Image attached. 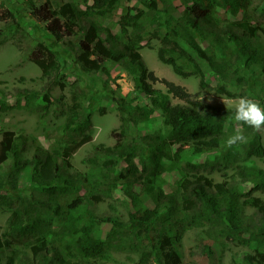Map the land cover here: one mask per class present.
<instances>
[{"label": "trees", "instance_id": "obj_1", "mask_svg": "<svg viewBox=\"0 0 264 264\" xmlns=\"http://www.w3.org/2000/svg\"><path fill=\"white\" fill-rule=\"evenodd\" d=\"M53 2L30 1V14L58 42L79 34L75 44H68L80 71L109 76L106 63L120 64L150 105L112 97L119 119L111 132L115 143L93 146L82 159L85 172L75 175L68 171L69 159L92 140V115L82 107L85 98L75 92L64 112L61 145L39 147L27 159L24 137L1 132L0 211L7 218L0 234V262L95 264L112 253H128L137 258L136 264H199L182 263L179 248L186 232L200 230V238L208 241L201 250L202 264L214 262L219 246L225 248L227 242L250 249L243 264H264V198L253 195L264 194V168L250 164L251 158L264 156L261 132L243 126L248 142L227 147L225 140L237 123L233 107L202 103L165 79V92L154 89L158 79L139 53L155 40L157 60L181 78L195 77L199 91L225 98L248 96L264 106V0H140L115 20L117 34L99 21L117 16L120 0H82L84 8L73 1ZM3 6L1 2L0 47L12 42L22 50L30 34L19 25L17 13ZM26 52V61L39 68L42 78L60 72L51 45L35 41ZM23 100L45 113L51 102L49 91H22L13 106L0 100V110L20 108ZM155 111L161 114L163 132L144 134L138 142L132 129L148 122ZM200 157L205 161L193 163ZM173 171L180 179L175 193L166 194L159 179ZM215 171L225 179L213 182L204 174ZM22 178L29 195L18 187ZM180 182H186L183 191ZM117 190L125 198V220L91 211V206L113 199ZM73 194L77 196L66 202ZM243 207L253 213L246 216Z\"/></svg>", "mask_w": 264, "mask_h": 264}, {"label": "rangeland", "instance_id": "obj_2", "mask_svg": "<svg viewBox=\"0 0 264 264\" xmlns=\"http://www.w3.org/2000/svg\"><path fill=\"white\" fill-rule=\"evenodd\" d=\"M40 5L44 0H0L3 7L15 11L17 20L21 28L26 30L30 37L24 42L22 50H19L12 42H7L0 47V100L7 105H15L17 94L22 91L29 93H39L49 91L50 105L48 111L43 112L40 107H28L23 100L20 108H12L10 110H0V137L4 130L14 131L17 135H21L26 140L24 157L30 159L35 149L42 148L51 150L61 143L62 126L65 123L64 112L72 105V95L75 92L79 97L85 98L81 102L82 107L91 113V142L80 147L74 155L69 159V173H83L86 165L82 163V159L91 155L93 146L102 144L105 147H111L115 143L111 132L119 126V119L112 101L114 96H125L134 99V103L139 106H149L148 99L144 98L134 88V76L129 73L122 65L116 63H106L110 71L109 76L100 73L85 74L80 71L73 62L75 52L68 43L75 44L79 38V34L66 35L60 42L48 32L44 24L38 21L30 14L29 2ZM54 4L76 2L82 5V0H53ZM135 7L140 5V0H120V6L117 9V16L111 17L110 20H101L99 23L103 26H109L113 34L119 32V27L115 20L120 14L126 10V6ZM3 23L0 21V28ZM48 37L49 39H47ZM35 41H42L51 45L57 51V60L61 70L58 75H51L49 78H42L41 71L31 61H26V49L29 45L35 44ZM150 46H146L139 51L143 62L154 76L158 79L152 83L154 89L165 92V87L161 83L162 79L173 82L176 85L184 87L193 98L200 100L202 103L215 107L229 108L233 107L227 103V99L211 91H199L197 87V79L195 77L181 78L175 75L169 66L161 64L156 57V51L159 46L158 42L151 40ZM62 77L61 79H59ZM62 86L58 85V82ZM210 84L215 85V81L209 77ZM26 92L23 93V95ZM58 98L59 101H58ZM173 104L182 103L177 99L171 100ZM58 102V103H57ZM234 131L240 127L237 123ZM133 136L137 141H141V137L147 133L163 132L162 117L159 111H155L150 120L138 128H133ZM264 141V129L259 130ZM230 134V133H229ZM175 149V147H174ZM173 149V150H174ZM205 158H195V162H204ZM183 164V163H182ZM250 164H255L264 168V156L261 159L251 158ZM231 170L228 171L230 175ZM208 179L213 182H221L224 177L222 173L215 171L211 174L204 173ZM180 177L176 171L166 172L159 179V184L164 193H175L176 184ZM181 183V182H180ZM186 182L181 183V190L185 189ZM19 189L22 194L29 195V191H25V180L19 181ZM249 189V187H247ZM256 197L264 198V194L254 193ZM40 196V194H37ZM77 194H73L66 202L75 198ZM122 193L117 190L114 192V198L106 200L97 205L91 206V211L97 216H119L125 220L126 202ZM148 206H152L151 202H146ZM246 216H250L253 210L248 207L242 208ZM7 214L0 211V234L5 227ZM103 233L108 229L105 224L102 226ZM200 230L186 232L180 242V252L182 255V263H199L202 264L204 255L201 252L203 246L207 244V240L200 238ZM217 252V250H216ZM252 254L250 249L240 244L227 242L225 248L219 246V251L215 254V261L211 264H243L245 254ZM137 258L133 254L128 253H112L107 261H97L95 264H136ZM0 264H3L0 262Z\"/></svg>", "mask_w": 264, "mask_h": 264}, {"label": "clouds", "instance_id": "obj_3", "mask_svg": "<svg viewBox=\"0 0 264 264\" xmlns=\"http://www.w3.org/2000/svg\"><path fill=\"white\" fill-rule=\"evenodd\" d=\"M227 103L233 106L234 120L241 126L227 137L225 140L227 147L231 148L234 145H242L248 142L243 126L257 131L264 129V106L258 101L248 96H241L235 99H227Z\"/></svg>", "mask_w": 264, "mask_h": 264}]
</instances>
